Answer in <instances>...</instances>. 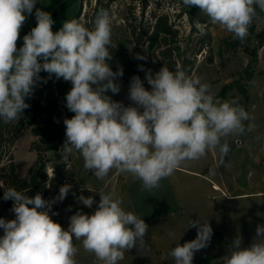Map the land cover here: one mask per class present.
I'll list each match as a JSON object with an SVG mask.
<instances>
[{"label": "clouds", "instance_id": "9594fccd", "mask_svg": "<svg viewBox=\"0 0 264 264\" xmlns=\"http://www.w3.org/2000/svg\"><path fill=\"white\" fill-rule=\"evenodd\" d=\"M37 0H0V120L8 124L20 120L30 105L38 82L48 78L70 82L66 107L74 113L65 118L66 140L61 147L67 166L75 150L84 160V168L103 179L113 169L130 173L151 192L160 181L171 176L187 161L204 157L209 150L219 149L220 164L230 152L224 138L245 132L249 113L236 101L220 102L210 93V86L185 70L163 66L155 74L150 69L145 79L133 76L125 106L107 93L120 92L117 83L123 69L113 71L111 45L112 18L100 8L91 29L77 19L66 20L53 31L50 13L36 8V26L23 36L18 49L20 31L32 15ZM186 7L195 6L210 22L218 24L244 43L249 26L264 13V0H182ZM139 59L144 57L138 56ZM144 71L143 67H141ZM46 82V80L44 81ZM250 125L248 130L251 131ZM72 188L64 184L51 200L41 193L34 197L15 187L4 190L3 199L11 200L15 218H0V264H76L75 240L93 253L102 264H118L126 251L146 246L149 226L144 219L126 211L122 200L113 193L99 194L92 214L77 211L65 230L52 219V206L62 202ZM81 204L92 208V196L78 197ZM31 205V207H29ZM52 212V215H50ZM196 228L195 239L171 249L174 264H193L196 252L209 246L213 229L208 223L190 220L188 228ZM223 264H264V225H257L256 236L249 247L242 239L231 241Z\"/></svg>", "mask_w": 264, "mask_h": 264}, {"label": "rangeland", "instance_id": "374dc122", "mask_svg": "<svg viewBox=\"0 0 264 264\" xmlns=\"http://www.w3.org/2000/svg\"><path fill=\"white\" fill-rule=\"evenodd\" d=\"M97 1L73 0L53 17V31H58L64 21L70 19H77L91 29L94 24L90 19L91 12ZM63 2L65 0H37L32 15L22 26L17 44L27 30L37 23L36 8L51 13L58 10ZM79 10L80 15L73 17ZM190 10L193 11L192 19L189 17ZM165 14H168L179 33L177 37H168L167 44L158 43L153 49L149 48L146 38L142 39L140 48L145 49L150 69L158 72L161 67H166L167 60L160 51L172 50L176 68L198 76L202 83L210 86V93L216 100L236 101L249 113L251 119L244 121L245 132L224 138L230 144V152L224 158L223 165L220 164L219 149L209 150L199 160L185 162L171 176L162 179L160 187L151 192L143 189L142 181L130 173H121L116 169L103 179H98L92 170L84 168L83 157L74 150L65 171L55 175L51 168L47 169L52 181L46 200L58 196L64 184L72 185L67 197L52 206V212L58 215L50 212L52 219L65 230L70 217L77 211L90 215L96 210L101 193H113L122 200V207L126 211L144 219L149 226L146 246L139 251L136 248L126 251L124 259L118 264H174L171 249L177 243L183 245L195 239L197 235L196 228H188L190 220L199 223L208 221L213 229L209 246L195 253L193 264H223L235 237L242 239V247H249L256 236L257 225H264V44L258 48L257 56L252 57L242 45L234 43V34L211 23L199 8L186 7L182 0H149L145 9L137 0H115L111 3L110 11V66L136 56L139 44L135 41L133 28L137 27L139 32L154 24L155 15ZM263 22L264 17H261L254 19L251 25L254 24L258 30ZM248 35H251L250 29ZM251 37L254 45H257L254 34ZM248 68L253 71L252 78L241 81L245 84L246 94L235 86L226 87L239 79ZM143 82L145 88L151 90L145 78ZM117 83L120 92L113 94L109 91L107 94L114 101L128 106L132 103L128 99L130 84L121 77ZM250 125L251 131L248 130ZM37 139L31 128L25 126L11 146L19 176H25L37 159V151L32 145ZM46 155L50 156L49 153ZM7 163L9 158L4 157L3 164ZM1 174L0 169V183L7 190ZM81 194L94 198L92 208L79 202ZM12 206L11 200H0V211H8ZM73 243L78 249L76 264H102L93 253L83 249L82 240L73 238Z\"/></svg>", "mask_w": 264, "mask_h": 264}, {"label": "trees", "instance_id": "16d2710c", "mask_svg": "<svg viewBox=\"0 0 264 264\" xmlns=\"http://www.w3.org/2000/svg\"><path fill=\"white\" fill-rule=\"evenodd\" d=\"M72 1L73 0H65L58 10L50 13L52 18L59 11L63 10L66 5L73 3ZM113 1L115 0H106V2L98 0L96 6L92 9L90 19L94 21L95 15L100 8H104L110 12L111 3ZM137 1L142 3L143 9L149 4V0ZM257 11L258 16L255 19L264 17V13L259 12L258 9ZM79 15L80 10L73 17H78ZM189 17L191 19L193 17L192 10L189 11ZM32 28L33 26L27 30L26 34H28ZM136 29L137 27L132 30L135 41L139 44L136 56L121 61L112 67L114 72L122 67L123 76L121 78L127 80L129 84L133 76H139L143 81L146 70L151 68L148 66V60L145 57V49L140 48L142 39L146 38L149 43V48L153 49L158 43L167 44L166 41L168 37H177L179 33V29L170 21L168 14L155 15V22L153 25L150 27H144L142 30L138 29L139 32H137ZM249 29L250 34H254L257 40V45H254L251 35L246 37L244 43H241V41L236 38L234 39V43L236 45H242L248 54L252 57H256L258 48L264 44V22L258 30H256L254 24L251 25ZM22 45L23 39L17 44V48L19 49ZM160 52L164 59L167 60L166 67L169 68V70L175 71L177 68L175 59H172V50H162ZM138 56L144 58L139 59ZM141 67H143L144 71L140 70ZM244 71V73H241L242 75H240L239 79L234 80L226 87L235 86L240 92L246 94L247 90L245 84L241 83V81L245 79L250 80L253 76V71L249 70V68ZM156 72L157 70L152 71L153 74ZM40 76L44 79L38 82L32 96L26 98V103H28L30 107L24 110L21 119L8 124H5L0 120V169L2 171L1 176L5 181L7 188L15 187L17 190H25L26 195L29 197H34L37 193H41L43 198L46 199L50 192L49 184L52 181L48 177L47 169L51 168L55 175L62 173L66 169L61 153H59L66 138L63 121L65 118H71L74 113L70 112L66 107V93L71 89V83L64 81L62 78L57 80L55 76L49 79L48 74L43 71L40 73ZM45 80L46 82H44ZM25 126L30 127L32 133L38 138L32 144L33 149L37 151V159L33 165H31L25 176H19L16 173V166L12 159L11 146ZM8 153H10V155H8ZM47 153H49L50 156H47ZM4 157L9 158V163L3 164ZM70 160L71 155L69 156L68 163ZM4 190L3 185L0 183V200L2 201H5L3 199ZM29 207H31V205H29ZM14 218L15 216L13 219Z\"/></svg>", "mask_w": 264, "mask_h": 264}, {"label": "built area", "instance_id": "2783aa9c", "mask_svg": "<svg viewBox=\"0 0 264 264\" xmlns=\"http://www.w3.org/2000/svg\"><path fill=\"white\" fill-rule=\"evenodd\" d=\"M205 51V49H204ZM12 207L8 209V211L2 212L0 211V218H3L5 220H11L15 216V214L11 211ZM3 229H0V237L3 235Z\"/></svg>", "mask_w": 264, "mask_h": 264}]
</instances>
